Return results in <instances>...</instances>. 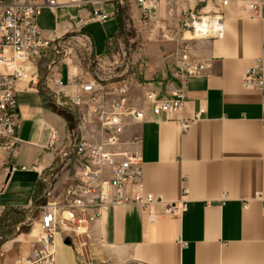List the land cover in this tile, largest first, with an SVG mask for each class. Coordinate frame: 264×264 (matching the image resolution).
<instances>
[{"label": "crops", "instance_id": "0c3cea01", "mask_svg": "<svg viewBox=\"0 0 264 264\" xmlns=\"http://www.w3.org/2000/svg\"><path fill=\"white\" fill-rule=\"evenodd\" d=\"M209 2L205 9L196 0H189L188 6L207 13ZM103 9L111 14L114 4ZM220 13L219 38L191 41L192 54L205 70L189 79L180 111L168 117L147 113L144 121L129 124L120 140L121 151L137 153L142 160V193L162 201L151 208L155 221L133 204L111 208L77 237L66 239L57 232L53 264H264V87L242 85L246 69L256 59L264 60V20L251 19L242 2H231ZM69 16L82 21L81 31L90 37L94 59L104 69L110 58L106 44L116 34L117 20L104 22L109 31L98 51L88 31L96 24L89 20L88 7H45L37 25L46 37L73 35ZM137 32L148 63L143 77L169 75L163 56L181 35L166 19L165 7L159 6L153 22ZM47 62L42 61L32 83L16 86L20 144L0 160V215L7 207L21 209L24 221L32 218L36 195L41 199L55 192L53 200L61 202L73 177L66 158L57 153L68 136L69 119L47 103L53 100L49 94L54 89L48 82ZM52 69L63 84L68 78L85 83L94 76L88 66L84 69L72 60L57 61ZM132 91L141 96L138 86ZM183 121L189 122L187 129ZM86 129L88 144H98L99 135L88 133L93 126ZM51 138L53 147L48 148ZM108 173L104 169V180ZM183 188L188 191L185 212L166 215L164 204L178 201ZM223 195L227 199L221 203ZM21 226L24 222L0 247V264H20L34 247L30 234L18 232Z\"/></svg>", "mask_w": 264, "mask_h": 264}, {"label": "built area", "instance_id": "2783aa9c", "mask_svg": "<svg viewBox=\"0 0 264 264\" xmlns=\"http://www.w3.org/2000/svg\"><path fill=\"white\" fill-rule=\"evenodd\" d=\"M208 1L211 9L202 13L201 9L189 8V0H0V160L9 156L20 144L16 86L21 82L32 83L38 78L41 61H48V82L54 88L49 95L55 106L75 112V116L76 110L80 111L79 122L68 131L62 148L57 150L60 156L66 158L67 167L72 168V180L66 186L61 202L48 200L37 207V223L31 218L24 221L30 235L36 227L39 232L34 237V247L20 264H53V244L57 232L66 239L77 237L111 208L133 204L147 212L150 222L155 221L156 215L151 208L162 205V201L142 193L140 156L120 150L125 128L131 123L144 121L147 113L154 117H168L180 111L189 79L205 70V64L192 54L191 41L221 36L220 8L227 7L231 2H242L251 19L264 20V0H196L205 4L204 9ZM105 4H114V12L109 14L104 11ZM125 6L130 9L131 27L137 31L148 27L153 22L156 9L164 6L166 19L173 21L181 35L175 41V48L164 56L169 75L145 81L143 86H140L141 82L136 83L141 96L132 91V86L135 79L144 73L146 65L141 56L144 45L140 38L126 39L121 36L120 13ZM45 7L50 10L88 7L89 20L95 23L118 19L120 29L114 40L107 43L111 52L104 69L100 68V61L94 59L90 37L81 31L82 21L75 17L69 16L74 22L73 35L46 37L42 34L37 18ZM196 23L198 27H195ZM162 38L168 40L165 35ZM133 45L136 48H132ZM64 60H75L79 67L84 61L95 64L97 71L102 72V78L84 83L82 79L73 77L63 84L55 77L52 68L57 61ZM242 85L245 89L262 90L264 60L258 58L246 69ZM66 88L72 92L63 93ZM81 110L84 112L81 113ZM88 124L93 126L88 133L99 135L96 145L88 144L84 137ZM188 124L183 121L182 127L187 129ZM137 141V138L133 139V142ZM53 143L51 138L48 148H52ZM106 168L109 173L104 180ZM187 195V189L183 188L178 201L164 204L165 214L175 217L185 212ZM46 196L51 194L47 192ZM226 199L223 195L220 202Z\"/></svg>", "mask_w": 264, "mask_h": 264}, {"label": "rangeland", "instance_id": "374dc122", "mask_svg": "<svg viewBox=\"0 0 264 264\" xmlns=\"http://www.w3.org/2000/svg\"><path fill=\"white\" fill-rule=\"evenodd\" d=\"M123 8L124 9L120 13V24H121V29L120 30H121V36L123 35L122 38H126V39H129V38L135 39L138 36V32L136 31L135 28L131 27V22L132 21L130 19L131 13H130L129 6H125ZM127 20H128V22H127ZM115 24L116 23L113 21V27H115ZM126 25H129V27H127ZM109 26H110L109 23L108 24L107 23H101V24L96 23V24L91 25L88 28L89 33L92 35V38H93V41H94V44H95L96 51H98V50H100L102 48V40L104 38V35L106 33H108ZM122 38L120 40H122ZM132 48H136V45H133ZM144 54H145V51H143V53L141 54V56H142L143 60L145 61V59H144L145 58V55ZM164 56H163L164 61H163L162 66L165 65L167 67L168 66V62H167V60L165 59ZM41 63H42V61L40 62V64ZM73 64H75V60L73 61ZM81 64H82L81 66L84 69H87V66H88V68L92 69L91 73L94 74L93 79L97 80V78H99V79L102 78V72H99V71L95 70V64H89L87 61L81 62ZM145 65L146 66L144 67L143 70H146L147 67H148V63L146 61H145ZM157 77L160 78L159 75H157V76L156 75H153L152 77L146 76L145 78L143 76L138 77L133 82V86L132 87H134L135 84L138 83V82H141V83L144 82V81L149 82L151 80H154ZM81 111H82L81 113L84 112L83 110H81ZM76 112H77V115H76L77 117H74V116L73 117H69V122L67 123L69 130L75 128V126L79 122V120H78V117H80V111H79V109L76 110ZM66 171H68L67 172V176L69 177L70 176V169L68 170V168H66ZM50 188H51V186H50ZM45 194L40 199L39 205H44L48 200L49 201L53 200L54 195H56L55 192L50 197H47ZM37 203L34 206V210H32V212H31V217H32L31 219H33L35 223H37L38 218H39V208H37L39 206L37 205ZM28 230H29L28 234H30V229H28ZM36 231H35V233H33L34 231L31 233V237L32 238L36 236V234L39 232V229L37 228Z\"/></svg>", "mask_w": 264, "mask_h": 264}, {"label": "trees", "instance_id": "16d2710c", "mask_svg": "<svg viewBox=\"0 0 264 264\" xmlns=\"http://www.w3.org/2000/svg\"><path fill=\"white\" fill-rule=\"evenodd\" d=\"M118 22V19H117ZM120 29L119 27V22H118V27L116 29V32H118ZM115 38V36H114ZM114 38H112L114 40ZM111 48L107 46L106 44V53L110 54ZM41 95V94H40ZM52 109L57 110L59 112V115L67 117H76L75 112L72 111H67L64 108H58L55 106L54 101L51 99H48L47 102ZM38 194V193H37ZM35 204L37 203L39 205L40 198L38 195L35 196ZM25 219V211L21 209H13V208H4L1 215H0V247L8 240L10 239L15 233H16V227L18 224H21L24 222ZM29 227L26 226H21L20 230L18 232H24L25 234H28L29 232ZM17 232V233H18Z\"/></svg>", "mask_w": 264, "mask_h": 264}, {"label": "bare ground", "instance_id": "6f19581e", "mask_svg": "<svg viewBox=\"0 0 264 264\" xmlns=\"http://www.w3.org/2000/svg\"><path fill=\"white\" fill-rule=\"evenodd\" d=\"M199 21H200V20H199ZM201 21H202V20H201ZM198 26H199V24L196 23V26H195V27H198ZM36 229H37V228H34V229H33L34 232H33V231H32V232L35 233ZM36 232H37V231H36ZM32 235H33V234H32ZM30 238H32L31 235H30ZM33 238H34V237H33Z\"/></svg>", "mask_w": 264, "mask_h": 264}, {"label": "water", "instance_id": "95a60500", "mask_svg": "<svg viewBox=\"0 0 264 264\" xmlns=\"http://www.w3.org/2000/svg\"><path fill=\"white\" fill-rule=\"evenodd\" d=\"M83 1H86V0H83ZM10 170V169H9ZM66 244H68V240L65 241Z\"/></svg>", "mask_w": 264, "mask_h": 264}]
</instances>
